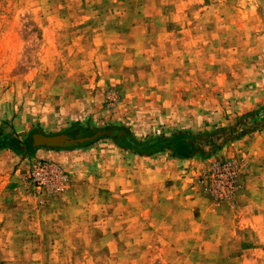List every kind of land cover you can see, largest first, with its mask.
Wrapping results in <instances>:
<instances>
[{"label": "rangeland", "instance_id": "obj_1", "mask_svg": "<svg viewBox=\"0 0 264 264\" xmlns=\"http://www.w3.org/2000/svg\"><path fill=\"white\" fill-rule=\"evenodd\" d=\"M243 114L207 159L107 138L0 149V264H264V0H0V134L145 138ZM50 165L60 190L32 179Z\"/></svg>", "mask_w": 264, "mask_h": 264}, {"label": "trees", "instance_id": "obj_2", "mask_svg": "<svg viewBox=\"0 0 264 264\" xmlns=\"http://www.w3.org/2000/svg\"><path fill=\"white\" fill-rule=\"evenodd\" d=\"M240 116L235 124L229 126L216 127L207 131H191L188 128H178L169 134H157L145 138H136L130 130L122 125H112L92 131L79 126H75L69 133H65L72 138L88 137L97 131L110 130L111 134H101L92 139L77 142L65 147H49L50 149L75 148L88 145L93 141L107 138L122 150L129 151L138 156H149L159 152H167L173 158L198 157L209 158L220 144L230 140L238 139L237 126L243 117ZM81 131V133L79 132ZM80 133V134H79ZM7 148L17 155H24L39 147H28L26 139L22 143L13 135L0 134V149ZM48 148V147H43Z\"/></svg>", "mask_w": 264, "mask_h": 264}, {"label": "built area", "instance_id": "obj_3", "mask_svg": "<svg viewBox=\"0 0 264 264\" xmlns=\"http://www.w3.org/2000/svg\"><path fill=\"white\" fill-rule=\"evenodd\" d=\"M213 177L218 179L221 187L231 184L233 171L229 164L217 165L212 170ZM32 179L37 185L41 183H48V186L51 190H60L63 182L65 181L64 176L59 174L53 166H47L46 173L42 169H35L32 172Z\"/></svg>", "mask_w": 264, "mask_h": 264}, {"label": "water", "instance_id": "obj_4", "mask_svg": "<svg viewBox=\"0 0 264 264\" xmlns=\"http://www.w3.org/2000/svg\"><path fill=\"white\" fill-rule=\"evenodd\" d=\"M101 134H111V131H97L91 136L80 138H72L65 134L47 135L40 132H32L26 137V145L28 147H65L67 145L76 144L77 142L92 139Z\"/></svg>", "mask_w": 264, "mask_h": 264}, {"label": "crops", "instance_id": "obj_5", "mask_svg": "<svg viewBox=\"0 0 264 264\" xmlns=\"http://www.w3.org/2000/svg\"><path fill=\"white\" fill-rule=\"evenodd\" d=\"M178 129V128H177ZM168 156H170L169 154H168ZM142 157H148V156H142ZM170 158H173V157H170ZM190 158H195V157H190ZM175 161H177V162H179V161H184V160H187V159H189V158H183V159H179V158H173Z\"/></svg>", "mask_w": 264, "mask_h": 264}]
</instances>
